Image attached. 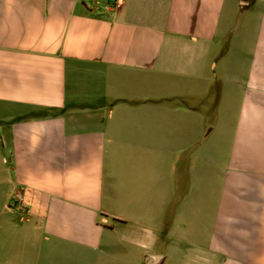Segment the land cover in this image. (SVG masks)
I'll return each instance as SVG.
<instances>
[{
	"label": "crops",
	"instance_id": "obj_1",
	"mask_svg": "<svg viewBox=\"0 0 264 264\" xmlns=\"http://www.w3.org/2000/svg\"><path fill=\"white\" fill-rule=\"evenodd\" d=\"M0 264H264V0H0Z\"/></svg>",
	"mask_w": 264,
	"mask_h": 264
},
{
	"label": "rangeland",
	"instance_id": "obj_2",
	"mask_svg": "<svg viewBox=\"0 0 264 264\" xmlns=\"http://www.w3.org/2000/svg\"><path fill=\"white\" fill-rule=\"evenodd\" d=\"M235 19L238 20L237 24L240 23L239 25H241V27L245 26V21H246L245 15L239 14V16H237ZM240 21H243V22H240ZM235 26H236V24H235ZM242 31H243V28L238 29L235 33V36L232 38L238 39V41H243L244 37H242Z\"/></svg>",
	"mask_w": 264,
	"mask_h": 264
}]
</instances>
